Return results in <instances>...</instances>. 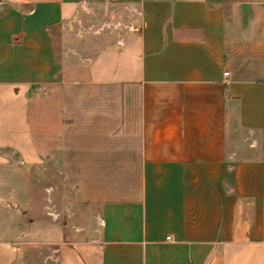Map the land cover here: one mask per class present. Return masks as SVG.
Here are the masks:
<instances>
[{"label": "crops", "instance_id": "0c3cea01", "mask_svg": "<svg viewBox=\"0 0 264 264\" xmlns=\"http://www.w3.org/2000/svg\"><path fill=\"white\" fill-rule=\"evenodd\" d=\"M126 158L85 264H264V0H0V264H67L43 166Z\"/></svg>", "mask_w": 264, "mask_h": 264}, {"label": "rangeland", "instance_id": "374dc122", "mask_svg": "<svg viewBox=\"0 0 264 264\" xmlns=\"http://www.w3.org/2000/svg\"><path fill=\"white\" fill-rule=\"evenodd\" d=\"M79 34L76 32L77 37ZM61 40L60 35L54 38L57 51ZM77 103L80 107L81 102ZM67 173L71 175L68 180L65 178ZM136 174V167L130 163V158H126L121 164L43 166L41 179L31 181V189L37 193L36 197L32 195L31 205L41 207L47 204L52 207L53 210L47 211V214L55 220L58 234L63 236L66 246L63 255L67 254V264L89 262L87 247L94 244V227L98 222L96 212L100 206L98 199L92 198L93 194L117 187L134 188L137 186ZM84 193L88 196L86 199L82 198ZM37 250L29 245L26 253L30 256L36 253L44 264H59L58 258L46 254L49 250L46 246H37ZM29 263L36 264L38 261Z\"/></svg>", "mask_w": 264, "mask_h": 264}, {"label": "built area", "instance_id": "2783aa9c", "mask_svg": "<svg viewBox=\"0 0 264 264\" xmlns=\"http://www.w3.org/2000/svg\"><path fill=\"white\" fill-rule=\"evenodd\" d=\"M228 75V72H224L223 73V76H227ZM167 240L169 239V238H166Z\"/></svg>", "mask_w": 264, "mask_h": 264}]
</instances>
